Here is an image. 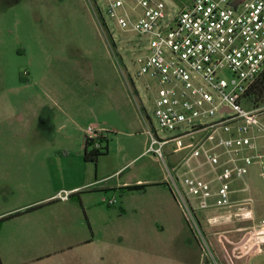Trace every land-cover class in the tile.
Returning <instances> with one entry per match:
<instances>
[{"label": "rangeland", "instance_id": "rangeland-1", "mask_svg": "<svg viewBox=\"0 0 264 264\" xmlns=\"http://www.w3.org/2000/svg\"><path fill=\"white\" fill-rule=\"evenodd\" d=\"M124 1L135 20L142 8ZM164 1L174 14L189 0ZM149 39L120 28L106 0H0V218L51 190L70 191L67 200L46 206L47 213L0 223V264H264V233L234 230L250 212L224 217L230 224H209L186 207L185 199L197 205L196 196L174 187L175 175L213 179L202 155L185 162L188 145L204 140L205 131L173 140L163 159L145 152L143 118L164 138L191 128L168 131L158 123L157 80L139 75L136 63ZM91 124L108 138L107 152L96 161L86 160L83 150V129ZM218 135L227 136L217 130L204 146ZM247 168L243 178L231 180L230 199L253 207L259 223L260 160ZM124 181L142 186L121 189ZM218 185L211 181L213 190ZM228 229L232 234L220 232ZM250 230L249 241L240 242Z\"/></svg>", "mask_w": 264, "mask_h": 264}, {"label": "built area", "instance_id": "built-area-1", "mask_svg": "<svg viewBox=\"0 0 264 264\" xmlns=\"http://www.w3.org/2000/svg\"><path fill=\"white\" fill-rule=\"evenodd\" d=\"M134 1L142 8L135 20L124 0H106L108 15L120 28L150 38L148 49L137 56L136 63L139 75L157 80L154 114L162 129L191 125L189 131L169 138L160 137L152 123L147 125L145 152L163 159L167 144L185 134L205 131L204 140L188 145L192 149L185 162L202 155L214 174L212 180L219 184L214 205L229 206L231 180L243 178L254 158L260 160L264 179V142L259 141L264 138V105L247 109L241 104L250 83L264 70V0H189L174 14L168 12L164 0ZM97 11L103 18L99 7ZM217 114L220 118H213ZM217 130L227 136L218 135L213 144L204 146ZM104 132L91 124L85 128V137L99 146ZM176 178L173 183L178 192L196 196L201 209L209 206L212 180L195 172L183 176L179 186ZM69 193L59 191L53 199L67 200ZM107 202L114 204L115 198ZM185 203L194 212L188 199ZM253 228L264 233V218Z\"/></svg>", "mask_w": 264, "mask_h": 264}, {"label": "crops", "instance_id": "crops-1", "mask_svg": "<svg viewBox=\"0 0 264 264\" xmlns=\"http://www.w3.org/2000/svg\"><path fill=\"white\" fill-rule=\"evenodd\" d=\"M143 121L146 123V128H147L146 119L143 118ZM83 132H84V140H85V129H83ZM144 134L147 135L146 134V129H144ZM84 143H83V150L85 149L84 148ZM147 145H148L147 143L144 145V148L145 149H146ZM84 153H85V150H84ZM176 176L177 175H175V177ZM176 179H177V181H176L177 185H181V181H180V179H179L178 176H177ZM139 182H143V181L142 180H137L135 183H139ZM119 185L121 186V189H122V188H124L126 186L133 185V183H131L129 181H124V182H121ZM162 185H166V184L163 183ZM167 186L169 187V189H170V191L172 193V199H173L175 205L178 208L181 209L182 205L180 204L181 202L179 201V199H178V197H177V195L175 193L176 191H175L174 187H171L168 184H167ZM60 190L61 189H59V188H57L55 190H51V191L48 192V194L44 198H42V199H40L38 201H35V202L28 203L26 205H23V206L19 207L15 212L8 211L7 213H5L4 216H6L8 214H13V213L16 214L14 216H19V215H23V214L24 215H29V214L38 213V212L47 213V211H45L46 206H48V205H50L52 203H55L56 201H61V200H58V199H53V196L57 192H59ZM212 192H213V195L211 197H209V200H208L209 206L207 208L201 209V208L198 207V203H197L196 206H193V203H191L192 204V207L194 209V212H201L203 214V216H204V219L207 221V223L212 224V223H217L218 221L221 222L222 220H225L226 217H229L230 218L231 216H233V214H235V215L238 214V213L243 214L244 213L243 211H245V212L247 211L248 213L250 212L251 216L250 217H247V218L244 217V218H241V219H237V220H242V219L243 220L247 219V220H246V223L243 224V225L241 224V226L238 225V224H236V225H238V227L236 229H234V230H239V229L240 230H243L245 228H252L254 230L253 226H254V224H257V221L255 220L257 218L256 217L257 212H256V210L253 207H240L239 206L240 202L233 201L232 199H231V205L226 206V207H217V206L214 205V200L216 199V195L214 194L215 193V190L212 189ZM214 196H215V199H213V201H212V197H214ZM1 216L3 217V215H1ZM14 216H12V217H14ZM12 217H10L8 219L10 220ZM263 218L264 217H262L261 219H263ZM8 219H6V220H8ZM230 219H229V221L228 220L227 221L225 220L224 222L222 221L221 223L230 224V223L233 222ZM223 231H225V232L228 231V232H230L232 234V232H231L232 230L231 229L230 230L229 229L228 230H222L220 232H223ZM255 231H257V229ZM228 232H226V233H228ZM217 233H219V232L218 231L217 232L212 231V233H208V234L209 235L212 234L213 236H216L215 234H217ZM252 233H254V232L252 230H250L248 232V234H249L250 237L247 238V239H246V237H244L242 239L243 241L242 240L241 241L239 240V241L240 242H243V243H247L249 241V239L253 236ZM260 242L263 243L264 242V239L261 240Z\"/></svg>", "mask_w": 264, "mask_h": 264}, {"label": "trees", "instance_id": "trees-1", "mask_svg": "<svg viewBox=\"0 0 264 264\" xmlns=\"http://www.w3.org/2000/svg\"><path fill=\"white\" fill-rule=\"evenodd\" d=\"M241 104L247 109L257 108L264 105V70L250 83L241 97ZM84 142V154L86 160L96 161L99 155L106 153L108 150V138L106 136L99 140V146H95L94 143L86 137ZM141 186L142 185H129L124 188L128 190H136L140 189ZM14 215L16 214H8L1 217L0 223Z\"/></svg>", "mask_w": 264, "mask_h": 264}, {"label": "water", "instance_id": "water-1", "mask_svg": "<svg viewBox=\"0 0 264 264\" xmlns=\"http://www.w3.org/2000/svg\"><path fill=\"white\" fill-rule=\"evenodd\" d=\"M237 4V2H234V5H236Z\"/></svg>", "mask_w": 264, "mask_h": 264}]
</instances>
